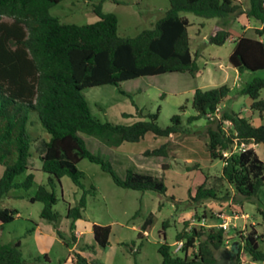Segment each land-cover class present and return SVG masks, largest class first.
Wrapping results in <instances>:
<instances>
[{"label": "trees", "instance_id": "1", "mask_svg": "<svg viewBox=\"0 0 264 264\" xmlns=\"http://www.w3.org/2000/svg\"><path fill=\"white\" fill-rule=\"evenodd\" d=\"M61 1L0 0L2 225L13 222L18 214L16 209L1 206L9 193L27 191L33 184L34 175L28 171H31V147L40 140L33 133L38 124L48 135L47 140L42 141L40 156V169L47 175V181L46 185L37 188L30 200L42 204L39 215L42 220L55 223L59 218L53 207L58 201L56 191L61 189L63 177L69 178L82 191L72 207L67 204L65 218L70 221V231L74 230L76 220L82 219L88 192L82 183L83 173L78 169L82 160L98 165L122 189L165 194L166 187L159 178L128 169L121 179L110 162L87 148L80 134L99 139L116 149L125 142L139 141L147 133L164 138L175 135L179 132L180 116L174 115L172 125L164 129L156 123L158 113L149 115V120L129 125L101 122L93 116L82 91L170 73H188L194 77L198 67L190 52L189 22L181 13L223 20L245 15L256 20L260 26L254 29L255 38L241 36L235 40L228 61L239 73L264 70V0H247L246 10L234 0H168L169 9L164 17L132 38L117 35L116 16L103 13L101 5L94 9L98 20L93 24L61 23L49 14V9ZM3 18L11 22H5ZM229 35L224 29L218 30L209 43L221 46ZM263 89L264 78H255L241 90V94L251 100V111L261 118L264 116V99L260 100L259 96ZM229 92L225 85L209 91L196 90L192 98L196 115L190 117L188 123L203 118L209 122L206 129L209 155L211 159L223 162L219 179L249 201L257 198L264 187V160L259 159L252 148H244L237 154L229 152L242 145H264V125L255 127L233 112H224L220 118L211 120ZM225 122L230 123L228 128L223 127ZM225 153L230 155L224 156ZM147 154L167 156L165 146ZM162 169L165 171V166ZM24 174V180L18 181L17 177ZM228 197L226 190L224 198ZM209 198H217L215 191L203 189L201 185L193 200L199 202ZM259 214L264 218V211ZM203 218L198 220L203 221ZM168 225L164 222L163 228ZM187 225L185 222L176 236V243L182 242L179 253H174L166 243L160 245V264H219L217 254L222 250L229 264H241V253H245L251 262L264 263V250L259 249L264 233L258 235L252 230L233 241L227 250L224 249L226 235L222 229L211 225L187 231ZM92 235L98 248L109 246L110 226L93 225ZM20 248V241L0 244V264H27ZM189 251L193 253L188 255ZM76 264L90 263L76 255Z\"/></svg>", "mask_w": 264, "mask_h": 264}, {"label": "rangeland", "instance_id": "2", "mask_svg": "<svg viewBox=\"0 0 264 264\" xmlns=\"http://www.w3.org/2000/svg\"><path fill=\"white\" fill-rule=\"evenodd\" d=\"M234 2L244 10L248 7L247 0ZM98 5H101L103 13L116 16L117 35L124 38L135 37L143 30L152 28L169 9L168 0H62L49 9V14L57 17L63 24L84 26L98 20L94 13ZM181 16L186 17L189 22L187 32L190 52L198 67L194 77L188 73H170L140 77L121 82L117 86L86 88L82 91L93 116L101 122L129 125L139 120H149V115L158 113L156 123L164 129L172 125L171 118L174 115L180 116L179 132L175 135L164 138L147 133L139 141L125 142L116 149L106 146L99 139L80 134L87 148L110 162L121 179L130 169L159 178L166 187L164 195L152 191L122 189L98 165L88 160H82L78 164V169L83 173L82 183L88 191L81 221L110 226L112 229L108 250L101 255L99 264H160V245L166 243L173 251L176 236L185 222L188 223L187 231L198 226L209 227L218 223L216 215L220 212L231 220L230 230L225 233L224 249L229 250L233 241L240 236L245 237L252 230L258 235L264 233V218L259 214V211H264V187L257 198L247 201L221 182L219 178L223 162L211 159L207 149L206 129L209 122L203 118L188 123V119L196 115L192 108L194 92L209 91L225 85L230 92L220 104L217 115L211 120L220 118L224 112H233L255 127L264 125V116L261 118L257 112L251 111V100L241 94V90L253 79L264 78V70L239 73L228 61L235 40L241 36L255 38L254 29L260 25L245 15L226 20L206 19L191 13H181ZM3 21L11 22L8 18H3ZM221 29L229 32L228 39L221 46L210 44V37ZM259 99H264V89L260 91ZM229 125V122H225L223 127L228 128ZM30 131L33 132L31 128ZM33 133L40 140L31 147L29 167L40 169L42 141L47 140L48 135L39 124ZM162 146H165L166 157L147 154ZM244 148H252L259 159L264 160V145L251 144ZM242 149L234 147L229 153L237 154ZM162 166H165V171ZM28 173L34 175L31 188L27 191H12L20 199H6L1 205L16 209L20 214L19 219L3 224L1 242L4 244H13L15 240L21 239L25 246L34 245L32 231H29L33 229L35 222L42 220L39 216L42 204L31 202L30 199L39 186L46 185L47 175L42 171L36 173L31 170ZM25 176L20 175L17 180L22 181ZM201 185L203 189L215 191L217 198L195 202L193 198ZM226 190L229 193L228 199L224 198ZM74 192H77L76 202L82 191L69 178H62L61 189L56 191L58 201L53 207L59 218L55 223H48L59 228L57 234L62 237L71 232L70 221L65 218V214L67 203L73 202ZM202 217L203 222L198 220ZM164 222L169 224L165 229ZM93 246V242L91 245L86 243L74 248L73 253L69 251L73 244L68 247L58 244L51 254V262H46L41 256L39 264H63L68 258L75 259L81 249L90 256L95 255ZM259 249L264 250V239L259 243ZM21 252L23 259L28 261L26 248ZM192 253L189 251L188 255ZM223 254V250L217 254L219 264H229ZM240 261L242 263L250 260L245 253H241Z\"/></svg>", "mask_w": 264, "mask_h": 264}, {"label": "crops", "instance_id": "3", "mask_svg": "<svg viewBox=\"0 0 264 264\" xmlns=\"http://www.w3.org/2000/svg\"><path fill=\"white\" fill-rule=\"evenodd\" d=\"M30 169L36 173L41 172L40 169H38V168L30 167ZM2 171H3V168L0 166V177L2 175ZM11 192L9 193L7 199H10V198L11 199H20V196L12 194ZM72 197H73V202L67 203L70 207H72L76 203L75 199L77 197V192H74ZM19 215L20 214L18 212L17 216L15 217V220L20 218ZM33 225H34V227H33L32 232H31L32 233L31 235L33 236V239H34V245L33 246H31V247L29 245L25 246V244L23 243V241L21 239H17L14 241V242L20 241V245H21L20 250L21 251H24V248H26L27 258H28V261H26L27 264H39L40 263L39 257H41V256H43V259L46 262L50 263L51 262V254L53 252V249L56 248V246H58V244H62L63 246H66V247H68L70 244H73V248L69 249V251L73 252V253H75L74 248H78L79 246L86 245V243L91 245V243L93 242V244L95 245V243L93 241L92 227H93V225H97V224L94 222L93 223H83L81 221V219L76 220L74 230L69 232V234H66V235L64 234L65 236H63V237L59 236L57 234V232L59 231V228H57L56 226H50L48 224V222H46L44 220H41V222H38V223L35 222ZM2 227H3V225L0 223V244H4L1 242V239H2L1 238V235H2L1 229H2ZM111 233H112V229L110 227L109 243H110V239H111ZM24 238L26 239V237H24ZM92 249H93V252L95 255L90 256L89 254L84 252V250H82V249L77 252V255H80L81 257L85 258L87 260V262L90 264H99L101 255L105 254V251L108 250V247L106 249L101 250V249H98V247H96V245H95L92 247ZM22 256H23V254H22ZM62 263L63 264H76V257H75V259L74 258H68L67 260H64ZM109 264H111V262H109Z\"/></svg>", "mask_w": 264, "mask_h": 264}, {"label": "built area", "instance_id": "4", "mask_svg": "<svg viewBox=\"0 0 264 264\" xmlns=\"http://www.w3.org/2000/svg\"><path fill=\"white\" fill-rule=\"evenodd\" d=\"M241 148L244 149V146L242 145ZM224 156H227V153H225ZM216 216H217L218 223L215 226L222 229L225 233L228 232L230 230V227H231V220L228 218L227 215H225L222 212L218 213ZM181 247H182V242H177L175 244V249L173 250V252L179 253L181 250ZM241 264H259V263H255V262H251V261H249V262L242 261Z\"/></svg>", "mask_w": 264, "mask_h": 264}]
</instances>
